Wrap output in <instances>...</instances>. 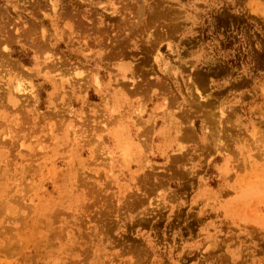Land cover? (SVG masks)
<instances>
[{"label":"rangeland","instance_id":"obj_1","mask_svg":"<svg viewBox=\"0 0 264 264\" xmlns=\"http://www.w3.org/2000/svg\"><path fill=\"white\" fill-rule=\"evenodd\" d=\"M0 264H264V0H0Z\"/></svg>","mask_w":264,"mask_h":264},{"label":"bare ground","instance_id":"obj_2","mask_svg":"<svg viewBox=\"0 0 264 264\" xmlns=\"http://www.w3.org/2000/svg\"><path fill=\"white\" fill-rule=\"evenodd\" d=\"M123 72V71H122Z\"/></svg>","mask_w":264,"mask_h":264}]
</instances>
